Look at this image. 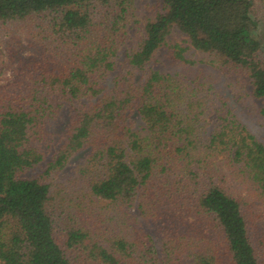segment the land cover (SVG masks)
Here are the masks:
<instances>
[{
	"label": "trees",
	"instance_id": "obj_1",
	"mask_svg": "<svg viewBox=\"0 0 264 264\" xmlns=\"http://www.w3.org/2000/svg\"><path fill=\"white\" fill-rule=\"evenodd\" d=\"M133 2L0 0V23L41 19L65 61L18 65L0 86V264H182L185 257L191 264H264V234L252 238L247 216L256 203L264 221V144L230 111L218 114L206 135L207 89L144 70L178 29L203 62L247 78L264 116V9H255L254 0H162L163 11L145 22L127 53L125 73L106 91L102 80L114 69ZM170 49L173 58L193 63L184 56L187 47ZM135 70L141 73L133 82ZM63 109L68 120L53 158L39 177H23L44 160L52 143L47 127ZM84 149L76 172L88 196L123 214L136 204L141 216L153 217L158 202L166 216L171 206L187 214V235L164 242L163 258L152 244L119 233L94 237L82 226L59 239L47 179Z\"/></svg>",
	"mask_w": 264,
	"mask_h": 264
},
{
	"label": "rangeland",
	"instance_id": "obj_2",
	"mask_svg": "<svg viewBox=\"0 0 264 264\" xmlns=\"http://www.w3.org/2000/svg\"><path fill=\"white\" fill-rule=\"evenodd\" d=\"M254 8L263 11L264 0H254ZM162 11V0H134L131 9L127 12L125 34L116 52L114 69L102 80L106 91L114 85L116 77L125 73L128 67L126 55L141 38L145 22ZM97 12L99 15L101 10L98 9ZM41 21V19H29L0 23V86L8 84L15 76L18 65L28 69L32 63H37L38 67L49 68L56 61L63 62L62 54L51 46L49 38H46V34L40 29ZM173 44L187 47L184 56L193 63L173 58L170 49ZM56 53H59L57 54L59 57L55 56ZM261 54L260 58L264 60V53ZM202 58H205L204 54L191 47L185 34L178 29H172L166 37V43L155 51L152 59L144 66V70L171 73L187 81L200 82L202 84L200 87L207 89L211 98V112L208 116L209 122L205 125L206 135L216 127L217 115L230 111L264 144V116L259 113L262 100L252 95L247 78L227 69L213 67L203 62ZM140 73L141 70H135L134 76L129 79L136 81ZM67 118V109H63L60 117L48 125L47 130L52 133L51 146L46 148L44 160L26 170L22 174L23 177H39L43 173L46 162L53 158L57 149V135L64 129ZM129 119L135 122V126L140 123L139 117L134 113L130 114ZM87 151L84 149L78 152L63 169L47 179L50 183L55 233L59 239H65L64 233L69 227L82 226L94 237L95 234L110 237L119 233L128 239L141 242L140 244H152L157 256L163 258L164 242H174L179 236H176V233L187 235V214H184L186 215L184 217L180 208L171 206L166 216L163 212L165 206L158 202L157 215L145 218L141 216L136 204L127 208L129 215L117 211L106 201L88 196L84 179L77 176L76 172L78 164L82 162ZM227 185L234 189L232 191L237 196H241L242 199L247 198L242 188L228 181ZM248 206L249 229L252 238L257 240L263 237L264 221L257 217L260 208L256 203L250 202ZM189 221H192V218L189 217ZM197 225L199 226L200 223ZM182 264H191L190 258L185 257Z\"/></svg>",
	"mask_w": 264,
	"mask_h": 264
}]
</instances>
